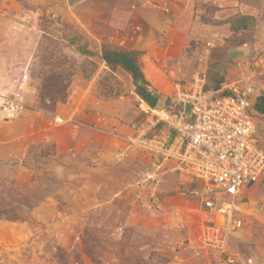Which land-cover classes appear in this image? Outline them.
Instances as JSON below:
<instances>
[{"label": "rangeland", "instance_id": "374dc122", "mask_svg": "<svg viewBox=\"0 0 264 264\" xmlns=\"http://www.w3.org/2000/svg\"><path fill=\"white\" fill-rule=\"evenodd\" d=\"M241 15L253 29L232 35ZM245 42L236 64L228 48ZM104 48L141 52L161 108L198 72L206 86L256 87L264 0H0V264H264V180L238 198L235 262L218 261L193 182L149 180L155 159L134 143L148 104ZM160 125L149 135L169 134Z\"/></svg>", "mask_w": 264, "mask_h": 264}, {"label": "built area", "instance_id": "2783aa9c", "mask_svg": "<svg viewBox=\"0 0 264 264\" xmlns=\"http://www.w3.org/2000/svg\"><path fill=\"white\" fill-rule=\"evenodd\" d=\"M206 84L198 72L189 86L175 85L170 107L144 103L150 124L138 129L134 143L155 159L149 180L173 173L193 182V194L215 219L202 224L201 243L216 250L218 261L234 263L230 237L243 226L238 198L264 180V148L252 117L255 87L248 80L241 86L222 84L217 91ZM177 105L183 109L179 113L173 108ZM160 124L169 134L149 135Z\"/></svg>", "mask_w": 264, "mask_h": 264}, {"label": "trees", "instance_id": "16d2710c", "mask_svg": "<svg viewBox=\"0 0 264 264\" xmlns=\"http://www.w3.org/2000/svg\"><path fill=\"white\" fill-rule=\"evenodd\" d=\"M82 53H86L87 50L82 49ZM141 52L139 51H126V50H111L104 48L102 59L107 64V66L115 70L117 68L123 69L127 72L133 81L136 94L152 108L159 107L161 103V96L151 90V84L147 80L146 75L143 71L142 65L140 63ZM224 83V79L215 82L214 87L206 86L208 90H219ZM61 85V84H60ZM169 104V105H168ZM170 107V100L165 102V106ZM176 112H181L183 109L181 106L173 107ZM159 125V129H160ZM18 160L12 162V165H17ZM2 214H0L1 217Z\"/></svg>", "mask_w": 264, "mask_h": 264}, {"label": "crops", "instance_id": "0c3cea01", "mask_svg": "<svg viewBox=\"0 0 264 264\" xmlns=\"http://www.w3.org/2000/svg\"><path fill=\"white\" fill-rule=\"evenodd\" d=\"M253 21L252 18L247 15H241L232 22H228V31L233 32V34L240 35L242 33L251 31L253 29ZM230 35V36H232ZM227 36L226 38H228ZM225 37L221 38L219 45H224L227 43V39ZM249 47V43L245 42L239 45H232L228 48V53L231 59L236 64H241L242 60V52L249 51L247 48ZM249 53V52H248ZM251 53V52H250ZM237 54V56H235ZM250 55V54H249ZM259 62V61H258ZM256 62L255 65H259ZM254 95L252 97V114L253 115H260L264 117V84L258 83L254 90ZM255 113H254V112Z\"/></svg>", "mask_w": 264, "mask_h": 264}]
</instances>
